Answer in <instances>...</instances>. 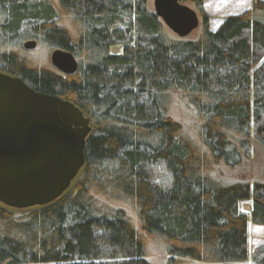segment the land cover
<instances>
[{
	"label": "trees",
	"instance_id": "16d2710c",
	"mask_svg": "<svg viewBox=\"0 0 264 264\" xmlns=\"http://www.w3.org/2000/svg\"><path fill=\"white\" fill-rule=\"evenodd\" d=\"M187 1L200 26L180 38L152 0H0V71L92 122L60 198L0 202V264H156L153 250L166 264H264V241L249 240L250 221L264 226V181L226 170L264 145V1L216 30L204 0ZM29 39L72 52L78 70L39 65Z\"/></svg>",
	"mask_w": 264,
	"mask_h": 264
},
{
	"label": "water",
	"instance_id": "95a60500",
	"mask_svg": "<svg viewBox=\"0 0 264 264\" xmlns=\"http://www.w3.org/2000/svg\"><path fill=\"white\" fill-rule=\"evenodd\" d=\"M187 0H153L155 13L178 37L200 26ZM29 40L24 48L35 49ZM51 63L74 74L78 60L54 49ZM91 119L70 100L40 92L21 77L0 71V202L16 209L50 204L73 184L86 163Z\"/></svg>",
	"mask_w": 264,
	"mask_h": 264
},
{
	"label": "rangeland",
	"instance_id": "374dc122",
	"mask_svg": "<svg viewBox=\"0 0 264 264\" xmlns=\"http://www.w3.org/2000/svg\"><path fill=\"white\" fill-rule=\"evenodd\" d=\"M255 1L264 0H204V8L210 16V27L213 30H216L227 16L240 14L247 10H254L253 5ZM185 4L193 7L190 1H186ZM151 6H153V0ZM256 13H258V11H256ZM261 14H264V12ZM29 40L24 41V43ZM24 49L27 50L32 59L38 61L39 65L42 64L47 67L48 62H51V54L53 52L52 49L49 50L39 45L32 50H28L26 48ZM112 51L117 53L119 51V47H114ZM226 170L227 175L229 176H227L229 181H264V145L259 143L258 146H254L249 159H245L242 164L233 169ZM242 208L244 211L250 213L251 203L249 201L245 202L242 205ZM249 230L250 247L252 249L264 241V226L255 225L250 221ZM152 254H154L152 259L156 262V264H166L167 257L161 250H153ZM191 262L192 261L189 259H175V264H189ZM244 264H249V261Z\"/></svg>",
	"mask_w": 264,
	"mask_h": 264
}]
</instances>
